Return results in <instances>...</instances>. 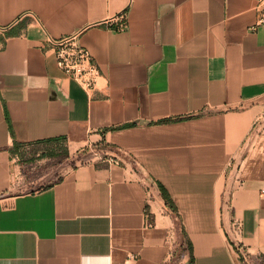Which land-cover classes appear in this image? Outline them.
Instances as JSON below:
<instances>
[{
    "label": "crops",
    "instance_id": "1",
    "mask_svg": "<svg viewBox=\"0 0 264 264\" xmlns=\"http://www.w3.org/2000/svg\"><path fill=\"white\" fill-rule=\"evenodd\" d=\"M257 2L0 0V264H190L158 183L195 264H264ZM124 12L126 32L94 26ZM80 31L103 74L93 94L46 47ZM54 140L120 164L17 193L15 143Z\"/></svg>",
    "mask_w": 264,
    "mask_h": 264
},
{
    "label": "rangeland",
    "instance_id": "2",
    "mask_svg": "<svg viewBox=\"0 0 264 264\" xmlns=\"http://www.w3.org/2000/svg\"><path fill=\"white\" fill-rule=\"evenodd\" d=\"M18 169L17 193H33L49 187L62 179V176L76 166L82 165L94 158L100 164L107 165L110 155L100 154L95 149H70L66 142L41 143L22 148L16 155ZM176 224L178 221L175 219ZM178 227V225H177ZM177 257L182 255L185 244L179 229Z\"/></svg>",
    "mask_w": 264,
    "mask_h": 264
},
{
    "label": "built area",
    "instance_id": "3",
    "mask_svg": "<svg viewBox=\"0 0 264 264\" xmlns=\"http://www.w3.org/2000/svg\"><path fill=\"white\" fill-rule=\"evenodd\" d=\"M257 25H264V0L257 2ZM95 27H106L116 32L128 30V17L124 12L118 16L94 25ZM83 31L76 32L61 38H48L46 47L55 56L58 68L70 79L75 81L85 92L93 94L99 90L100 80L103 74L96 63L90 50L81 44L80 37ZM106 88V86L104 87ZM108 164L119 165V161L108 158ZM234 225L240 229L241 224L235 221ZM148 227H153V222L148 217Z\"/></svg>",
    "mask_w": 264,
    "mask_h": 264
},
{
    "label": "trees",
    "instance_id": "4",
    "mask_svg": "<svg viewBox=\"0 0 264 264\" xmlns=\"http://www.w3.org/2000/svg\"><path fill=\"white\" fill-rule=\"evenodd\" d=\"M54 141L59 142L61 140H59V141L54 140ZM22 147L23 146L21 144L15 143L14 147L11 149L12 155H17L21 151ZM158 186L160 188L161 196H162L163 200L165 201L166 207L172 212L174 218L178 221L177 225H178L179 229L181 230L182 239H183L185 245L187 246L188 251L191 254L190 264H195L192 242L189 240L188 235H187L186 231L184 230V227L182 224V219H181V216L179 215V212H178V208H177L176 204L174 203L173 199L171 198L169 192L166 190V188L160 183H158ZM43 189H41V190H43Z\"/></svg>",
    "mask_w": 264,
    "mask_h": 264
}]
</instances>
